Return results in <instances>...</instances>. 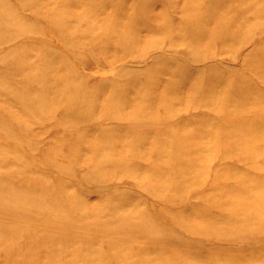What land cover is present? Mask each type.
<instances>
[{
  "label": "rangeland",
  "instance_id": "rangeland-1",
  "mask_svg": "<svg viewBox=\"0 0 264 264\" xmlns=\"http://www.w3.org/2000/svg\"><path fill=\"white\" fill-rule=\"evenodd\" d=\"M0 264H264V0H0Z\"/></svg>",
  "mask_w": 264,
  "mask_h": 264
}]
</instances>
